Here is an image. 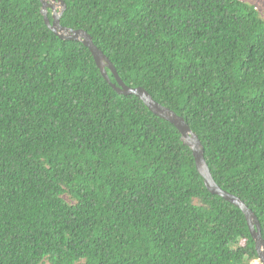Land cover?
Segmentation results:
<instances>
[{
	"label": "trees",
	"instance_id": "1",
	"mask_svg": "<svg viewBox=\"0 0 264 264\" xmlns=\"http://www.w3.org/2000/svg\"><path fill=\"white\" fill-rule=\"evenodd\" d=\"M63 1L61 25L184 117L264 238V16L242 0ZM40 6L0 0V264H261L179 131Z\"/></svg>",
	"mask_w": 264,
	"mask_h": 264
},
{
	"label": "water",
	"instance_id": "2",
	"mask_svg": "<svg viewBox=\"0 0 264 264\" xmlns=\"http://www.w3.org/2000/svg\"><path fill=\"white\" fill-rule=\"evenodd\" d=\"M40 2V13L43 16L45 25L59 38L80 41L86 46L90 50L95 65L99 69L101 75L116 92L122 95L136 96L143 102L150 112L170 122L179 131L181 141L191 149L196 169L203 178L205 188L211 194L220 196L241 210L246 220L250 235L254 241V248L257 253L258 261L261 264H264V238L261 234L260 222L257 216L239 196L223 189L214 180L204 158V147L198 135L190 128L186 120L171 108L157 102L143 87L126 85L118 75L109 58L93 43L91 36L85 30L81 28L73 29L61 25L60 17L66 8L63 0H40ZM48 9L51 10V19L48 18ZM107 69L113 75L114 82L110 80Z\"/></svg>",
	"mask_w": 264,
	"mask_h": 264
},
{
	"label": "rangeland",
	"instance_id": "3",
	"mask_svg": "<svg viewBox=\"0 0 264 264\" xmlns=\"http://www.w3.org/2000/svg\"><path fill=\"white\" fill-rule=\"evenodd\" d=\"M253 4L258 11L264 16V0H242Z\"/></svg>",
	"mask_w": 264,
	"mask_h": 264
},
{
	"label": "clouds",
	"instance_id": "4",
	"mask_svg": "<svg viewBox=\"0 0 264 264\" xmlns=\"http://www.w3.org/2000/svg\"><path fill=\"white\" fill-rule=\"evenodd\" d=\"M50 10V9H49ZM50 12H51V10H50ZM47 14H48V11H47ZM49 18V17H48ZM179 115V114H178ZM181 116V115H180ZM183 117V116H182ZM184 118V117H183Z\"/></svg>",
	"mask_w": 264,
	"mask_h": 264
}]
</instances>
